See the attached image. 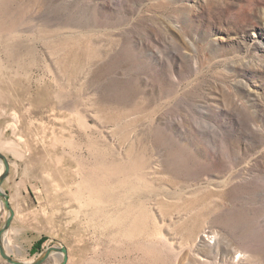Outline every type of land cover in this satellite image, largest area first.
Instances as JSON below:
<instances>
[{
	"label": "rangeland",
	"instance_id": "rangeland-1",
	"mask_svg": "<svg viewBox=\"0 0 264 264\" xmlns=\"http://www.w3.org/2000/svg\"><path fill=\"white\" fill-rule=\"evenodd\" d=\"M0 152L18 261L264 264V0H0Z\"/></svg>",
	"mask_w": 264,
	"mask_h": 264
},
{
	"label": "water",
	"instance_id": "water-1",
	"mask_svg": "<svg viewBox=\"0 0 264 264\" xmlns=\"http://www.w3.org/2000/svg\"><path fill=\"white\" fill-rule=\"evenodd\" d=\"M0 162L3 165V170L0 174V200L3 203L7 213L8 218L5 221L4 227L0 230V256L8 264H43L50 256L61 254L62 260L59 264H67L68 262V253L65 247H50L47 248L42 254L38 256L35 261L32 262H21L13 257H11L3 245V235L9 230L12 220L14 218V211L9 203L7 194L2 190L3 183L9 177L10 174V165L8 159L0 152Z\"/></svg>",
	"mask_w": 264,
	"mask_h": 264
},
{
	"label": "bare ground",
	"instance_id": "bare-ground-1",
	"mask_svg": "<svg viewBox=\"0 0 264 264\" xmlns=\"http://www.w3.org/2000/svg\"><path fill=\"white\" fill-rule=\"evenodd\" d=\"M3 170V165H2V163L0 162V172ZM58 257H59V259L62 257V255L61 254H58Z\"/></svg>",
	"mask_w": 264,
	"mask_h": 264
}]
</instances>
